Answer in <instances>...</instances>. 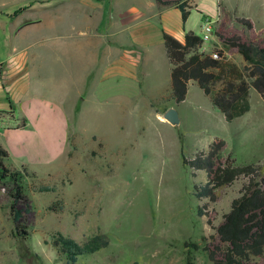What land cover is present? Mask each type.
<instances>
[{"label":"rangeland","instance_id":"374dc122","mask_svg":"<svg viewBox=\"0 0 264 264\" xmlns=\"http://www.w3.org/2000/svg\"><path fill=\"white\" fill-rule=\"evenodd\" d=\"M57 2L0 0V11L17 12L25 21H35L44 12L39 6ZM66 5L63 16L75 14L73 3ZM60 7L51 10L58 14ZM239 10L252 13L254 30L264 38V13L243 1ZM229 18L236 27L237 18L245 19ZM189 26L200 32L204 46L211 50L214 39L207 38L200 20L192 17ZM61 29L63 36L68 34L65 25ZM83 29L77 28L78 39L87 35L80 33ZM48 33L54 36L49 30L30 33L31 47L39 49L38 37L46 39ZM219 52L222 70L215 72L211 96L194 82L186 99L177 104L171 96L170 61L161 50L142 57L137 67L129 64L133 79L126 82L124 95L108 98L88 87L87 102L71 121L64 158L36 166L31 173L21 170L26 199L16 206L23 210L19 225L13 220V183H0V264H67L53 250L56 233L80 244L96 235L106 237V248L78 264H185L187 254L196 264H213L205 247L219 246L220 240L207 224V216H199V208L208 200L196 196V188L204 189L207 183L206 172L195 174L184 159L207 154L219 138L227 143L237 165L260 166L264 174V100L250 88L246 110L234 111V119L227 121L213 98L229 83L252 84L254 80L252 72L246 71L250 65L240 55ZM132 55H137H130L136 60L140 57ZM170 109L177 111L179 124L165 120ZM33 172L36 177L31 176ZM243 182L217 191V203L208 208V213L216 214L214 226L222 223L232 201L240 196ZM192 243L199 249L186 247ZM257 263L264 264V258Z\"/></svg>","mask_w":264,"mask_h":264},{"label":"crops","instance_id":"0c3cea01","mask_svg":"<svg viewBox=\"0 0 264 264\" xmlns=\"http://www.w3.org/2000/svg\"><path fill=\"white\" fill-rule=\"evenodd\" d=\"M163 1L172 4L157 0H60L55 5L39 6L44 12L35 21H25L17 12L0 11V145L8 152V169L31 173L36 166L63 159L69 148L71 121L87 102V88L108 98L124 95L126 82L133 79L130 73L134 69L129 64L137 67L142 57H152L160 50L167 55L164 33L181 43L190 31L203 38L189 26L194 16L202 30L206 20L215 28L224 14L251 21L250 11L239 10L241 1L264 13V0ZM71 3L75 14L63 16L66 4ZM184 4L189 12L186 22L180 9ZM58 5L57 14L51 8ZM63 25L68 29L65 36ZM83 26L86 29L80 33L87 35L78 39L75 32ZM38 29L49 30L54 36L38 37L40 47L33 49L29 34ZM211 36L213 48L203 45L201 52L211 55L221 49L229 54V48ZM132 54L140 57L136 60L132 57L137 55Z\"/></svg>","mask_w":264,"mask_h":264},{"label":"trees","instance_id":"16d2710c","mask_svg":"<svg viewBox=\"0 0 264 264\" xmlns=\"http://www.w3.org/2000/svg\"><path fill=\"white\" fill-rule=\"evenodd\" d=\"M161 4L170 5L172 2L157 0ZM186 5H181L183 21L189 17ZM239 27L231 23L227 14L217 23L214 36L229 48V55H240L250 66L246 71L252 72L249 84L246 81L229 83L214 98V104L226 116L227 121L234 119V111L247 107V96L250 88H255L264 100V38L256 33L254 25L247 19H236ZM163 40L168 59L172 66L171 86L172 99L181 103L186 99L190 82H195L208 96L212 95V84L216 79L215 72L222 70L220 61L201 52L204 39L194 32H187L184 43L179 42L168 33ZM241 103V104H240ZM8 158L0 145V183L11 180L13 183L12 211L15 224L23 219V210L16 209L20 201L26 199L22 186L21 171L10 170L5 161ZM195 174L205 171L207 183L204 189L196 188L199 199H207L208 203L199 208V216H207V224L216 231L220 245L214 248L205 247L213 264H258L264 258V174L260 166H239L233 155L228 152L227 143L216 138L209 146V152L199 153L192 160L184 159ZM36 177L35 174L31 175ZM239 180H244L240 196L231 203L230 211L224 215L219 226H214L215 212L208 213L210 204L218 201L217 191L231 187ZM50 191L51 188H43ZM109 245L104 235H96L84 244L65 237L61 233L53 236L52 247L56 256L64 259L67 264H78L79 261L91 256ZM186 247L199 249L195 243ZM185 264H196L190 254L185 258Z\"/></svg>","mask_w":264,"mask_h":264},{"label":"built area","instance_id":"2783aa9c","mask_svg":"<svg viewBox=\"0 0 264 264\" xmlns=\"http://www.w3.org/2000/svg\"><path fill=\"white\" fill-rule=\"evenodd\" d=\"M203 30L206 33L207 38H209V36L211 35H214L215 28H214L213 22H211L210 20H206L203 24ZM219 51H222V50L216 49L210 56L213 59L219 60L221 58ZM202 53L206 54L205 51H203Z\"/></svg>","mask_w":264,"mask_h":264},{"label":"water","instance_id":"95a60500","mask_svg":"<svg viewBox=\"0 0 264 264\" xmlns=\"http://www.w3.org/2000/svg\"><path fill=\"white\" fill-rule=\"evenodd\" d=\"M165 120L173 125L179 124V117L178 113L175 109H170L166 114H165Z\"/></svg>","mask_w":264,"mask_h":264}]
</instances>
